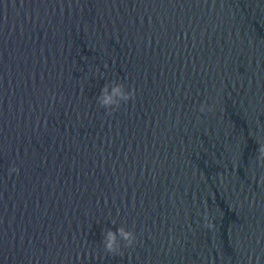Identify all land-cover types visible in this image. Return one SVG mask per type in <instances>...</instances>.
Here are the masks:
<instances>
[{
	"label": "water",
	"instance_id": "water-1",
	"mask_svg": "<svg viewBox=\"0 0 264 264\" xmlns=\"http://www.w3.org/2000/svg\"><path fill=\"white\" fill-rule=\"evenodd\" d=\"M261 144L264 0H0V264H264Z\"/></svg>",
	"mask_w": 264,
	"mask_h": 264
},
{
	"label": "clouds",
	"instance_id": "clouds-1",
	"mask_svg": "<svg viewBox=\"0 0 264 264\" xmlns=\"http://www.w3.org/2000/svg\"><path fill=\"white\" fill-rule=\"evenodd\" d=\"M114 86L111 88L109 94V84L101 89V96L98 97V103L109 110L118 109L121 102H127L134 96V91L129 92L124 90V85L121 83L113 82ZM111 114V112H109ZM258 161L264 164V144H261L258 148ZM11 171H17L11 169ZM212 227L211 224L207 225ZM135 235L132 231L126 230L124 227H119L115 231L108 229L103 232V247L104 251L108 254H119L121 250V241L125 242V247H131L135 241Z\"/></svg>",
	"mask_w": 264,
	"mask_h": 264
}]
</instances>
